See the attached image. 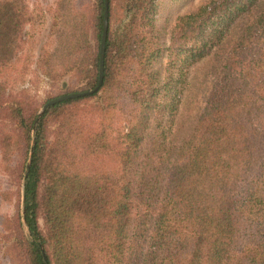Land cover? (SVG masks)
Here are the masks:
<instances>
[{"label": "trees", "instance_id": "16d2710c", "mask_svg": "<svg viewBox=\"0 0 264 264\" xmlns=\"http://www.w3.org/2000/svg\"><path fill=\"white\" fill-rule=\"evenodd\" d=\"M56 5L40 66L69 79L39 102L12 88L29 0H0V174L23 180L0 264H264V0H208L169 30L160 0H108L101 86L36 121L99 77L104 0ZM201 61L212 79L187 121Z\"/></svg>", "mask_w": 264, "mask_h": 264}, {"label": "rangeland", "instance_id": "374dc122", "mask_svg": "<svg viewBox=\"0 0 264 264\" xmlns=\"http://www.w3.org/2000/svg\"><path fill=\"white\" fill-rule=\"evenodd\" d=\"M78 1H82L85 6L91 5L93 0ZM207 1L208 0H160L161 11L157 21L160 24H167L169 30L174 25L177 17L190 12ZM56 2L57 0H29V8L33 11V20L31 23H26L24 26V36H22V38L26 40L25 50L21 51V53L18 52L16 57V72L21 69L23 76H18L16 73V79L13 80L14 82L12 84L13 91L16 92L22 88L26 89L39 102L65 90L67 87L61 88L62 84L63 82H68L69 79V74L60 76V73L57 75L56 79H50L44 74V70L40 66V62L44 61L43 55L45 51H51L56 46L57 30H53L51 25L54 11L57 8ZM62 28V24L59 23V32H62ZM165 60L166 58L164 57V63ZM60 66L61 64L56 66V68L59 69ZM209 69V65L204 61L193 64L189 68L187 74L188 84L183 93L184 97L182 98V101L185 99V103L179 106L178 111L187 110V113L185 112L187 121L191 119V115L194 116L197 112H201L203 108L212 79ZM13 157L16 159V153ZM14 162H16V160ZM16 174L10 175L9 177L5 174H0V186L2 191L5 189L8 191L7 200H3L4 196L0 200V214L16 216L17 212H19V215L22 213L23 195H20L22 193L23 180L19 184L16 180ZM11 180L12 183L10 186L8 181ZM1 264L13 263L7 258H1Z\"/></svg>", "mask_w": 264, "mask_h": 264}, {"label": "water", "instance_id": "95a60500", "mask_svg": "<svg viewBox=\"0 0 264 264\" xmlns=\"http://www.w3.org/2000/svg\"><path fill=\"white\" fill-rule=\"evenodd\" d=\"M107 30H108V0H104L103 24H102V33H101V39H100L99 77H98L97 85L95 86L94 89L89 90V91L63 94L61 96H58V97H55V98L48 100L41 107L36 121L38 120L41 113L43 112V110L47 106L54 104L56 102H59L61 100L67 99V98L90 94V93L95 92L99 89V87L101 86V83H102V78H103V57H104V51H105V42H106V37H107ZM28 164H29V159H28L27 164H26V170L28 168ZM22 207H23V197H22Z\"/></svg>", "mask_w": 264, "mask_h": 264}]
</instances>
